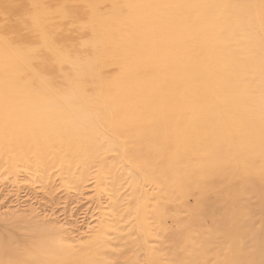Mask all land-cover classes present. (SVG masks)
<instances>
[{
  "label": "bare ground",
  "instance_id": "6f19581e",
  "mask_svg": "<svg viewBox=\"0 0 264 264\" xmlns=\"http://www.w3.org/2000/svg\"><path fill=\"white\" fill-rule=\"evenodd\" d=\"M261 2L0 0V264H103L75 253L128 226L147 264L164 234L264 264Z\"/></svg>",
  "mask_w": 264,
  "mask_h": 264
},
{
  "label": "rangeland",
  "instance_id": "374dc122",
  "mask_svg": "<svg viewBox=\"0 0 264 264\" xmlns=\"http://www.w3.org/2000/svg\"><path fill=\"white\" fill-rule=\"evenodd\" d=\"M221 180V178L218 179V181ZM53 184L54 187H56L55 184L62 185L59 180L53 181ZM61 189L62 187H59L57 191H60ZM125 192L127 194L126 201H128L131 199L132 195V190L129 188V185H127ZM192 202L193 199L190 200V203ZM167 209L172 215H179L181 217H186L187 215L181 202H169L167 204ZM87 211L88 215H90L91 211ZM209 223L210 221L207 220L206 224L209 225ZM168 227L169 231L177 232L178 238L181 237L180 232L177 230L173 221L170 222ZM132 233V228L128 226L127 229L121 231L119 236L110 235L108 240L110 244L104 242L106 245L104 243H99L95 246L89 245V247L86 249H79V251L75 253V257L81 258L84 261H88L93 256L98 255L103 264H147V257L141 250L137 248L136 236L132 235ZM22 234L33 239V231L28 226L22 228ZM169 237L170 236L168 234L160 235L158 239L153 242V245L159 248L158 251L162 260L161 264H179L182 258V252L180 247L174 241L176 239L171 240ZM50 259L55 264H64V260L55 256L52 258L50 255Z\"/></svg>",
  "mask_w": 264,
  "mask_h": 264
},
{
  "label": "snow or ice",
  "instance_id": "6c2138e0",
  "mask_svg": "<svg viewBox=\"0 0 264 264\" xmlns=\"http://www.w3.org/2000/svg\"><path fill=\"white\" fill-rule=\"evenodd\" d=\"M32 7H38V6L33 5ZM61 9H62L61 15L63 16L64 20L66 22H68L70 27H73L74 25H73L72 22H73V19H74V16H75L74 6L66 4V5L61 6ZM261 9L264 10V0H262V2H261ZM29 18L32 20L33 25L37 24V22H38V17L37 16L32 15ZM80 27L82 29H86L87 25L86 24H82V25H80ZM42 39L44 40V43L38 45L34 49V51H36L37 54H40L42 49H47L49 51H59L58 48L57 49H53L52 43H54V40L50 43L49 42L50 39H51L50 37L43 36Z\"/></svg>",
  "mask_w": 264,
  "mask_h": 264
}]
</instances>
